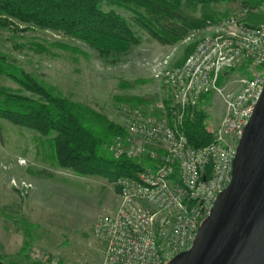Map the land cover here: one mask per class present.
Returning <instances> with one entry per match:
<instances>
[{"label":"built area","instance_id":"1","mask_svg":"<svg viewBox=\"0 0 264 264\" xmlns=\"http://www.w3.org/2000/svg\"><path fill=\"white\" fill-rule=\"evenodd\" d=\"M248 16L264 19V0L209 23L207 34L195 41L200 30L189 33L181 43L191 41L195 48L182 65L172 64L173 52L144 63L163 82L169 99L147 109H124L126 132L109 146L115 158L136 159L142 168L114 182L117 209L95 220L93 233L105 244L103 264H169L191 248L217 196L231 182L239 141L264 90V20L253 23ZM243 65L263 70L252 77L241 74L238 87L220 86L222 74ZM213 92L225 104L217 137L195 147L183 124L186 115L194 116L201 97ZM17 187L27 193L32 184L22 181ZM33 257L39 264H62L38 251Z\"/></svg>","mask_w":264,"mask_h":264},{"label":"rangeland","instance_id":"2","mask_svg":"<svg viewBox=\"0 0 264 264\" xmlns=\"http://www.w3.org/2000/svg\"><path fill=\"white\" fill-rule=\"evenodd\" d=\"M104 8L114 9L131 20V13L125 9L111 5H104ZM248 19L253 23L258 22L252 19L264 20L257 16H248ZM205 28L198 30L193 41L207 34ZM135 29L142 37L141 42L125 54L107 58L100 57L87 43L51 29L0 28V48L27 72L57 87L72 100L106 114L123 127L124 109L139 106L147 109L169 99L163 82L152 77L144 63L173 52L172 64L176 65L185 49L193 44L190 41L162 45L144 30ZM31 42L48 45L49 52L30 49ZM54 42L66 43L79 51L49 46ZM249 66L226 71L220 77V86L225 89L233 85L238 87L241 74L252 77L263 70V66ZM0 86L11 92L32 95L4 75H0ZM133 97L150 101L135 105L126 99ZM201 106L208 114L209 129L214 131L216 139L225 111L222 97L215 92L203 95L194 115ZM38 137L40 134L34 130L0 120V258L4 264H39L33 257L38 251L56 256L62 264H103L105 244L94 235L93 226L97 216L116 211L118 192L114 182L100 176H78L71 170L57 168L59 172L46 181L48 184L44 183L46 187L34 190V185L21 178L10 164L22 149L48 148L49 145L41 143ZM22 181L32 184L27 193L17 187Z\"/></svg>","mask_w":264,"mask_h":264},{"label":"trees","instance_id":"3","mask_svg":"<svg viewBox=\"0 0 264 264\" xmlns=\"http://www.w3.org/2000/svg\"><path fill=\"white\" fill-rule=\"evenodd\" d=\"M263 0H0V28L51 29L81 40L100 57L127 53L139 44L144 30L162 45L181 42L189 33L219 23L233 11L257 7ZM131 13V20L114 9ZM220 6H223L221 8ZM259 22V20L252 19ZM21 24L24 26L21 27ZM49 46L63 50L79 49L62 42ZM30 49L49 52L48 45L31 42ZM195 43L184 51L176 65H182ZM0 75H4L32 95H22L0 86V120L34 130L48 140L56 165L78 176H100L117 181L140 170L136 159L115 158L109 150L112 140L125 130L106 114L72 100L55 86L27 72L0 48ZM252 76V75H250ZM138 105L150 101L143 97L126 98ZM202 99V97H201ZM204 103V101H202ZM183 130L195 147H205L215 139L209 129L208 114L201 110L186 115ZM22 222L29 224L26 219ZM0 264H4L0 258Z\"/></svg>","mask_w":264,"mask_h":264},{"label":"water","instance_id":"4","mask_svg":"<svg viewBox=\"0 0 264 264\" xmlns=\"http://www.w3.org/2000/svg\"><path fill=\"white\" fill-rule=\"evenodd\" d=\"M169 264H264V90L239 141L231 182L191 248Z\"/></svg>","mask_w":264,"mask_h":264},{"label":"crops","instance_id":"5","mask_svg":"<svg viewBox=\"0 0 264 264\" xmlns=\"http://www.w3.org/2000/svg\"><path fill=\"white\" fill-rule=\"evenodd\" d=\"M38 138L41 143L45 142L47 143V145H49L48 148H46L47 150L45 148L35 147L31 148L30 150L22 149L21 152L15 155L10 164L14 165L16 171L21 174V178L25 179L28 182H31L34 185V190L36 191L39 189V186L46 187V184H48V182L46 183V181L49 180L50 177H55L54 173H57V168H59L56 165L53 150L50 147V144L47 142L48 140L41 136ZM20 158L28 160V163L26 165L19 164L18 159ZM44 183L46 184L44 185ZM34 190L32 192H34Z\"/></svg>","mask_w":264,"mask_h":264}]
</instances>
